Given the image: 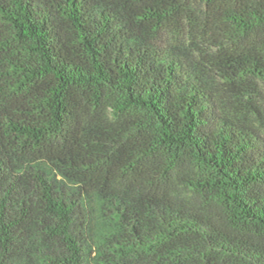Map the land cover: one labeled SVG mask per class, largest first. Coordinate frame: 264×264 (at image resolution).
I'll list each match as a JSON object with an SVG mask.
<instances>
[{
	"label": "trees",
	"instance_id": "16d2710c",
	"mask_svg": "<svg viewBox=\"0 0 264 264\" xmlns=\"http://www.w3.org/2000/svg\"><path fill=\"white\" fill-rule=\"evenodd\" d=\"M0 264H264V0H0Z\"/></svg>",
	"mask_w": 264,
	"mask_h": 264
}]
</instances>
